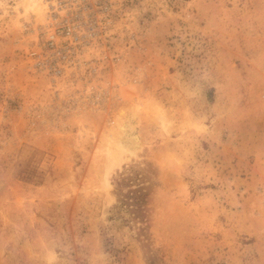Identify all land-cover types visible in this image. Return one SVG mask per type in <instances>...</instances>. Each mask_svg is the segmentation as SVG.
<instances>
[{
    "label": "rangeland",
    "instance_id": "rangeland-1",
    "mask_svg": "<svg viewBox=\"0 0 264 264\" xmlns=\"http://www.w3.org/2000/svg\"><path fill=\"white\" fill-rule=\"evenodd\" d=\"M46 24L0 0V264H264V0H114L58 74Z\"/></svg>",
    "mask_w": 264,
    "mask_h": 264
},
{
    "label": "built area",
    "instance_id": "built-area-1",
    "mask_svg": "<svg viewBox=\"0 0 264 264\" xmlns=\"http://www.w3.org/2000/svg\"><path fill=\"white\" fill-rule=\"evenodd\" d=\"M44 2L47 24L42 33V43L45 50L33 51L32 55H38L39 65H44L58 74L57 69L62 67L59 64L53 65L48 55L57 53L66 57L58 58L66 60L70 52L82 53L84 40L92 37L93 24L107 20L113 12L114 0H44ZM63 43L67 46H62Z\"/></svg>",
    "mask_w": 264,
    "mask_h": 264
},
{
    "label": "bare ground",
    "instance_id": "bare-ground-1",
    "mask_svg": "<svg viewBox=\"0 0 264 264\" xmlns=\"http://www.w3.org/2000/svg\"><path fill=\"white\" fill-rule=\"evenodd\" d=\"M21 4H28L29 7L35 8L42 17L45 14L44 0H21ZM139 106V100L137 99L111 106L109 121L116 123V136L108 150L107 176L110 175L113 169L136 156L142 148V139L137 129L142 114ZM106 183L110 185L108 179H106Z\"/></svg>",
    "mask_w": 264,
    "mask_h": 264
}]
</instances>
